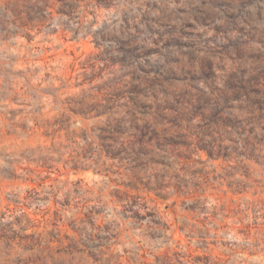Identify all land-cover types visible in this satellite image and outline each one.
Returning <instances> with one entry per match:
<instances>
[{"label": "rangeland", "instance_id": "1", "mask_svg": "<svg viewBox=\"0 0 264 264\" xmlns=\"http://www.w3.org/2000/svg\"><path fill=\"white\" fill-rule=\"evenodd\" d=\"M106 10L114 11L111 23L93 31ZM52 25L62 29L65 51L74 56L66 80L71 102L60 122L37 134L91 138L101 155L105 145L101 167L116 191L76 185L60 201L55 185L67 166L36 162L21 169L25 176L0 169V264H178L179 248L156 251L165 243L162 229L141 224L129 210L134 200L141 208L155 201L177 221L191 222L171 225L179 244L190 243L183 229L203 241L199 213L183 206L217 191L210 178L198 177V187L166 205L147 177L163 174L172 183L181 170L192 171L197 150L214 152L222 168L256 170L244 153L264 160V0H0V41L11 47L16 36L52 33ZM18 59L0 53V99L16 92L13 77L25 76L11 67ZM76 122L84 127L71 132ZM21 184L28 190H15ZM219 191L224 211H238L227 181ZM117 197L128 218L114 226L94 223L93 205ZM21 208L13 223L3 222ZM206 243L207 250H190L192 264H222L216 243ZM127 244L132 247L121 255L118 248Z\"/></svg>", "mask_w": 264, "mask_h": 264}, {"label": "clouds", "instance_id": "2", "mask_svg": "<svg viewBox=\"0 0 264 264\" xmlns=\"http://www.w3.org/2000/svg\"><path fill=\"white\" fill-rule=\"evenodd\" d=\"M113 16L114 11L107 10L98 15L95 18L97 22L92 25L93 31H99L100 26L105 22L111 23ZM52 27L55 28L54 32L46 33L44 30H39L30 34L31 39L28 36H16L11 41L15 47L0 41V53L8 51L10 55L20 58L11 65L13 70L25 73V76L12 78L15 80L16 92L0 99V169H14L18 175L25 176L28 173L21 169L36 162L58 168L67 166L68 171L56 181L55 185V196L60 201H64L66 194L76 185L93 192L102 188L116 191L112 186V179L101 167L104 164L103 156L109 155L105 145H100L104 148V153L101 155L91 138L70 135L53 139L45 132V139L41 140L37 134V130L46 128L49 122H60L64 103L71 102L66 80L74 70V56L65 51L66 45L61 36L62 29L56 25ZM2 84L3 78L0 77V85ZM75 91L78 93L80 89L76 88ZM192 123L195 125L197 121L194 120ZM83 127V123L76 122L70 131L78 132ZM98 139L103 138L98 137ZM202 152L206 153L207 159L201 155ZM74 155H79L82 159L74 161ZM243 155L253 160L256 170L245 165L222 168L216 154L205 149L192 153L191 160L194 162L192 171L189 173L187 169L181 170L173 177L172 183L166 182L168 177L163 174L147 177L148 186L157 185L156 193L166 205L177 193L185 194L198 187L197 178L202 175L208 176L217 189L215 192L203 193L196 203L187 201L184 204L185 210L199 213L198 219L203 222V227L199 230L204 234V240L201 241L189 234L187 229H183L182 234L190 241L187 246L175 240L171 225L177 222L188 224L191 223L190 221L183 216L177 221L171 208L162 211L161 206L155 201H147L144 208L140 207L138 201H133L129 211L135 214V220L140 221L141 224L151 223L162 229L160 240L165 243L156 251H171L179 248L178 264H192L190 250L192 248L207 250L206 241L211 240L216 243L217 249L225 257L222 264H232L233 260H237L239 264H264V160L257 157L255 152L251 157H248L247 153ZM225 181L234 193V203L238 209L231 214L224 211L225 201L219 191ZM45 187L50 186L45 185ZM15 190L23 193L28 190V185L21 184ZM93 208L98 217L94 223L114 226L128 218V212L122 207L118 197L96 203ZM23 212V208L16 210L14 214L9 212L3 222L13 223ZM72 214L68 213L69 216ZM131 247V244H127L119 247L118 251L124 255L125 248ZM150 253L156 254L151 249ZM204 264H213V262L209 259ZM215 264L220 262L216 261Z\"/></svg>", "mask_w": 264, "mask_h": 264}]
</instances>
